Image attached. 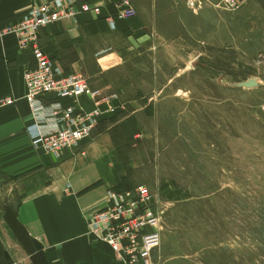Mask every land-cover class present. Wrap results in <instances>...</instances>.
<instances>
[{
	"label": "rangeland",
	"instance_id": "obj_1",
	"mask_svg": "<svg viewBox=\"0 0 264 264\" xmlns=\"http://www.w3.org/2000/svg\"><path fill=\"white\" fill-rule=\"evenodd\" d=\"M221 1L165 0L189 23L182 34L190 35V54L174 56L189 63L159 94L157 115L145 121L132 176L134 186L148 185L164 204L156 264H264V0H241L229 11ZM207 6L215 17L199 24ZM132 44L96 41L114 58L113 70L107 57L101 76H92L97 66L77 72L90 82L116 84L136 74L150 82L152 73L143 72L133 50L119 54ZM16 204L0 200V220Z\"/></svg>",
	"mask_w": 264,
	"mask_h": 264
},
{
	"label": "crops",
	"instance_id": "obj_2",
	"mask_svg": "<svg viewBox=\"0 0 264 264\" xmlns=\"http://www.w3.org/2000/svg\"><path fill=\"white\" fill-rule=\"evenodd\" d=\"M47 1L51 0H0V99H15L13 104L0 107V200H17L13 209L18 221H9L6 215L11 211L4 210L0 264H38L35 257H42L47 264H124L89 232V222L108 205L110 190L138 186L132 182L139 167L135 141L145 134V121L157 115L161 91L187 69V58L176 61L174 56L175 52L190 54L185 47L190 35L182 34L189 23L183 13L175 16L173 5L165 0H132L137 14L127 20L118 17L125 7L122 0H79L75 20H59L41 31L43 50L52 53L67 72L87 68L89 73L95 66L99 71L92 76H101L108 68L112 71L114 58L103 53L107 48H95V43L123 38L133 46L124 47L119 54L128 55L133 50V56L139 57L135 61L145 66L143 72L148 70L153 75L150 82L144 81L142 74L116 84L88 80L102 95L117 96L100 105L102 114L91 138L82 146L84 154L67 151L56 157L36 149L27 130L31 116L24 98V73L36 66V59L18 48L14 34L4 32L31 6ZM84 2L99 6L100 12H81ZM211 12L207 6L203 15H198V23L211 18L215 11ZM107 17L115 18L114 28ZM107 57L108 68L104 66ZM167 70L172 73L162 83L161 73ZM81 105L85 110L94 107L91 101ZM33 239L42 244V249L35 247Z\"/></svg>",
	"mask_w": 264,
	"mask_h": 264
},
{
	"label": "built area",
	"instance_id": "obj_3",
	"mask_svg": "<svg viewBox=\"0 0 264 264\" xmlns=\"http://www.w3.org/2000/svg\"><path fill=\"white\" fill-rule=\"evenodd\" d=\"M78 1L51 0L33 5L20 21L4 29L14 34L21 51L30 52L36 59V66L24 73V98L31 116L27 130L36 149L56 157L67 151L84 154L82 146L91 138L102 114L100 105L117 96L102 95L83 74L65 71L40 44L41 31L46 26L59 20H75ZM122 3L125 7L119 18L127 20L137 14L132 0ZM240 4L241 0H222L218 6L229 11ZM92 10L98 14L100 7L80 4L81 12ZM107 20L114 28L115 18ZM84 101L93 102V109L85 110L81 105ZM14 102L12 96L1 98L0 107ZM108 202L91 217L89 232L124 264H156L153 255L162 245L165 213L159 195L141 184L123 191L110 190Z\"/></svg>",
	"mask_w": 264,
	"mask_h": 264
},
{
	"label": "trees",
	"instance_id": "obj_4",
	"mask_svg": "<svg viewBox=\"0 0 264 264\" xmlns=\"http://www.w3.org/2000/svg\"><path fill=\"white\" fill-rule=\"evenodd\" d=\"M10 209H11V210H10ZM9 210H10L11 212H10ZM8 211H9L10 213H8L7 215L5 214V215H6V218H8L9 221H13V222L18 223L17 218H16V216H15V214H14V213H16L15 210H14L12 207H8V208H7V212H8Z\"/></svg>",
	"mask_w": 264,
	"mask_h": 264
},
{
	"label": "water",
	"instance_id": "obj_5",
	"mask_svg": "<svg viewBox=\"0 0 264 264\" xmlns=\"http://www.w3.org/2000/svg\"><path fill=\"white\" fill-rule=\"evenodd\" d=\"M33 243L37 249H42V244L38 240L33 239Z\"/></svg>",
	"mask_w": 264,
	"mask_h": 264
}]
</instances>
